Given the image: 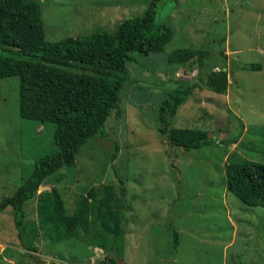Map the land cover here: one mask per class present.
I'll return each mask as SVG.
<instances>
[{
	"label": "rangeland",
	"instance_id": "1",
	"mask_svg": "<svg viewBox=\"0 0 264 264\" xmlns=\"http://www.w3.org/2000/svg\"><path fill=\"white\" fill-rule=\"evenodd\" d=\"M30 1L40 6L48 42L115 32L151 3ZM155 10L156 23L172 31L170 42L159 53L131 54L107 135L88 139L74 164L46 177L36 192L58 189L71 214L90 188L111 186L125 207L123 256L94 248L84 236L51 248L41 233L28 251L9 207L0 212V264H107L109 257L118 264H264V208L241 203L224 177L230 162H264V0H161ZM178 49L206 52L202 74L224 69L228 79L225 94L196 88L170 118V127L204 130L214 141L189 152L158 131L162 102L198 72L168 62ZM251 64L261 69L244 68ZM18 87V77L0 80V201L26 183L38 160L57 152L53 124L19 116ZM36 203L24 204L28 231L37 223Z\"/></svg>",
	"mask_w": 264,
	"mask_h": 264
},
{
	"label": "trees",
	"instance_id": "2",
	"mask_svg": "<svg viewBox=\"0 0 264 264\" xmlns=\"http://www.w3.org/2000/svg\"><path fill=\"white\" fill-rule=\"evenodd\" d=\"M151 0L141 16L124 19L115 32L48 42L38 3L30 0H0V80L18 77V113L23 119L54 125L52 137L57 152L40 160L26 183L13 196L0 201V212L11 208L17 237L28 251H35L34 236L41 233L51 248L61 242L81 240L95 248L123 256L125 207L111 186L92 187L69 214L56 188L40 189L44 179L74 164L76 154L92 137H105L107 118L121 101L127 69L133 53H159L172 38V31L156 23V6ZM207 53L178 49L168 55L170 64L193 74L196 80H180L174 93L158 109V131L168 144L184 152L214 146L204 130L170 127L169 120L188 95L205 87L216 94L228 88L227 71L202 74ZM75 67L78 71L68 68ZM260 70V65L244 67ZM201 85V86H200ZM118 147H114L113 158ZM226 190L248 207L264 208V162L236 161L224 167ZM36 198L37 223L29 231L23 224L24 204ZM88 199V201H87ZM31 233H33L31 235ZM178 239L175 234L174 243ZM107 264H118L109 257Z\"/></svg>",
	"mask_w": 264,
	"mask_h": 264
},
{
	"label": "water",
	"instance_id": "3",
	"mask_svg": "<svg viewBox=\"0 0 264 264\" xmlns=\"http://www.w3.org/2000/svg\"><path fill=\"white\" fill-rule=\"evenodd\" d=\"M43 188H40V190H42Z\"/></svg>",
	"mask_w": 264,
	"mask_h": 264
}]
</instances>
